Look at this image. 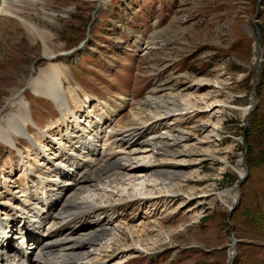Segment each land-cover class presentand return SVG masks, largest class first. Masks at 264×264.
I'll return each instance as SVG.
<instances>
[{"label":"rangeland","instance_id":"obj_1","mask_svg":"<svg viewBox=\"0 0 264 264\" xmlns=\"http://www.w3.org/2000/svg\"><path fill=\"white\" fill-rule=\"evenodd\" d=\"M35 1L8 0L19 16L0 15V113H18L8 101L20 90L33 120L26 126L29 136L11 132L12 139L0 138V192L5 179L10 186L13 180L21 183L20 149L43 147L39 132L52 133V123L63 115L50 97L34 93L24 82L49 62L60 63L67 73L62 95L71 110H76L72 95L81 104L89 96L92 108L98 109L99 99L110 101L121 94L131 99L159 86L165 92L185 90L199 104L179 123L187 129L185 140L211 147L218 156L203 151L186 167L191 182L180 184L184 191L177 198H159L155 208L150 204L143 210L151 211L149 218L132 207L131 216L91 252L99 253L107 241L121 237L123 244L115 243L106 264H264V0ZM21 18L51 35L46 45L54 59L44 55L45 43ZM257 27L260 55L255 49ZM213 100L217 108L202 112ZM247 106L243 116L238 107ZM79 115L86 117V112ZM51 140L46 143L54 148ZM155 155L143 151L131 163L158 162ZM133 184L114 185L115 198L132 200ZM137 188L142 191L144 185ZM142 221L153 225L138 237L132 224Z\"/></svg>","mask_w":264,"mask_h":264},{"label":"bare ground","instance_id":"obj_2","mask_svg":"<svg viewBox=\"0 0 264 264\" xmlns=\"http://www.w3.org/2000/svg\"><path fill=\"white\" fill-rule=\"evenodd\" d=\"M8 4V0H1L0 15L19 16ZM21 20L33 36L45 43L44 55L50 61L54 59L56 54L46 45L51 35L36 31L25 19ZM64 78H67L64 67L52 61L37 76L24 78L34 93L50 97L63 115L50 126L53 134L39 132L42 135L39 138L45 139L41 140L43 147L40 145L37 150L27 145L20 149L19 170L24 171L21 183L16 185L18 180H13L10 186L5 179L4 192H0V224L8 223L4 230L7 241L11 230H19L29 238V243L25 241L21 247L23 243L10 241L9 247H17L14 254L1 248L0 235V264H106L113 257L115 243L121 245L124 239L107 241L99 253L91 250H97L99 241L118 230L119 222L131 216L132 207L150 216L151 211H143L150 204L155 208L162 201L159 198H177L176 193L184 191L180 184L191 182L187 179L191 173L186 167L197 161V156L203 151L218 156L211 147L191 145L185 140L187 129L179 123L199 106L193 94L185 90L165 92L167 89L159 86L143 98L127 99L121 94L110 101L99 99L98 109L92 108L89 96L81 101L82 105L71 94L76 111L69 109L70 103L62 95ZM8 104L10 108H17L18 113L12 111L7 117L0 113V138L12 139L11 132L29 136L26 126L33 120L25 95L16 90ZM217 106L215 100L210 101L202 112L213 111ZM64 108L69 109L68 113H64ZM249 109L250 106L238 107L243 116ZM85 112L86 117L79 115ZM125 115L129 121L121 122ZM196 126L203 128L204 125L197 123ZM126 136L129 141H124ZM49 138L52 142L54 138V148L46 143ZM143 151L156 154L158 162L145 166L131 163ZM10 169L17 176L15 166ZM130 184L134 185L132 200L115 198L117 187L114 185L126 188ZM140 184L144 185L142 191L137 188ZM157 187L161 188L154 191ZM107 196L113 199H105ZM118 209L121 212L116 214ZM152 225L150 221L132 224L133 233L141 237ZM141 249L146 251L145 247Z\"/></svg>","mask_w":264,"mask_h":264},{"label":"water","instance_id":"obj_3","mask_svg":"<svg viewBox=\"0 0 264 264\" xmlns=\"http://www.w3.org/2000/svg\"><path fill=\"white\" fill-rule=\"evenodd\" d=\"M260 35H261V31H260L259 27H257V39L255 42V49H256L258 55H260V53H261L260 48H259ZM258 83H259V58L256 59V77H255V81H254V97H255V94L257 92ZM254 97L252 98V101H253L252 110L256 104V100ZM235 244H236V239L234 238L233 239V245H235Z\"/></svg>","mask_w":264,"mask_h":264}]
</instances>
